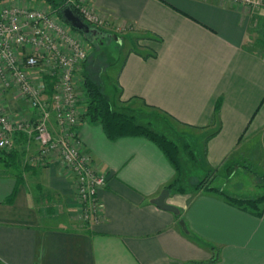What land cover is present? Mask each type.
<instances>
[{"label": "crops", "instance_id": "1", "mask_svg": "<svg viewBox=\"0 0 264 264\" xmlns=\"http://www.w3.org/2000/svg\"><path fill=\"white\" fill-rule=\"evenodd\" d=\"M92 4L109 20L108 29L127 28L115 106L165 112L195 148L193 162L211 173L209 182L219 180L218 187L238 196L250 192H241L248 174H264V7L254 21L249 7L232 0ZM17 97L14 90L2 92L9 116L35 119L36 110ZM85 108L81 102L82 114ZM51 128L58 132L54 115ZM78 130L83 150L106 176L98 192L100 221L81 218L74 175L61 159L32 164L40 149L35 133L17 132L8 161L0 160V264H264V204L255 215L218 192L192 190L198 180L189 192H170L167 203L179 215L161 209L152 200L176 171L154 143L112 141L83 116Z\"/></svg>", "mask_w": 264, "mask_h": 264}, {"label": "built area", "instance_id": "2", "mask_svg": "<svg viewBox=\"0 0 264 264\" xmlns=\"http://www.w3.org/2000/svg\"><path fill=\"white\" fill-rule=\"evenodd\" d=\"M258 11L264 0H232ZM26 0L0 4V149L10 150L12 135L35 133L40 144L32 164H47L60 158L75 178V192L81 218L99 222L101 203L99 189L106 176L97 171L91 155L82 148L78 127L82 96L77 75L89 52L82 40L63 23L49 6H33ZM88 23L106 29L109 20L95 10L92 0H68ZM115 30L126 27L115 25ZM14 90L36 110L35 119H12L4 104L2 92ZM55 116L58 132L51 128Z\"/></svg>", "mask_w": 264, "mask_h": 264}, {"label": "trees", "instance_id": "3", "mask_svg": "<svg viewBox=\"0 0 264 264\" xmlns=\"http://www.w3.org/2000/svg\"><path fill=\"white\" fill-rule=\"evenodd\" d=\"M6 0H0L2 4ZM54 10L58 18L68 25L73 31L82 33L85 38L93 45H97L99 40L107 39L112 37V32L106 31L103 28H99L91 23H88L81 12L73 5L68 3V0H39ZM66 6H70L73 11L91 28L101 31L105 37L99 36L95 39L91 34L83 33L82 31L70 26L64 19L62 9ZM252 19L257 20L256 13L253 12ZM151 38V36H149ZM157 39V38H156ZM104 42V40L102 41ZM135 50H137L135 48ZM151 53H146V56ZM90 56L84 61L82 69L83 81L82 87L85 91V112L82 114L83 117H87L93 123H98L108 139L115 141L123 137H141L148 139L154 143L167 157L169 162L173 165L176 171V177L173 181L166 184L164 189H168L173 193H186L191 190V187L184 181V160L186 157L195 160V150L191 146L189 140L181 136L176 132V128L172 125L169 126L168 120L174 122L177 126L179 125L176 120L171 118L165 112L159 110L150 105H146V112H140L133 109H122L115 106L110 95L106 93L103 85L92 77L91 73L87 68ZM87 68V69H86ZM220 103H217L215 110V120L219 113ZM165 120V122L163 120ZM143 119L144 121H141ZM170 122V121H169ZM168 123V124H167ZM219 131V128L215 130L210 136L214 135ZM11 154L9 150L0 149V160L7 162L8 159L6 154ZM187 154V155H186ZM10 166L16 167L11 162H8ZM211 173L207 174L200 182H198L192 190L200 191H215L224 196L227 201L237 206L243 207L254 213L255 215L262 214V205L264 204V174L260 176V189L262 190L256 197L250 196H238L234 195L224 188L213 185L212 181L209 182ZM21 184V180L17 181V187L13 193L9 196L7 202L12 203L14 201L18 185Z\"/></svg>", "mask_w": 264, "mask_h": 264}, {"label": "rangeland", "instance_id": "4", "mask_svg": "<svg viewBox=\"0 0 264 264\" xmlns=\"http://www.w3.org/2000/svg\"><path fill=\"white\" fill-rule=\"evenodd\" d=\"M9 1H12V0H6V2H9ZM26 1H27L26 3H31L33 6H37V7L45 6V3L39 0H26ZM258 11H254V12H258ZM113 29L114 28H109V29L107 28L106 31L112 32L114 35L110 38L99 40V43L97 45H93V43H90L82 33L74 31L79 37L82 38L89 52L90 59L87 64V68L89 72L91 73L92 77H94L95 80H97L99 83L103 85L106 93L109 94L111 98L113 97V94H114L118 70L121 67V64L124 60L126 51L129 48V45L127 46L125 42L127 40L126 38H128L126 37V31L115 30L116 28L114 30ZM103 40L104 42H102ZM121 40H123V42ZM125 45L127 46V48H125L126 47ZM83 73H84L83 69L79 70L78 75H77V81H78L77 85L79 89L78 91H80V94L82 96V104L83 103L85 104V101H84L85 91L82 87ZM17 95L19 98H21L18 93ZM161 120L163 119L161 118ZM141 121H144V120L141 119ZM163 121L165 122V120ZM168 125L170 126V124ZM193 149L195 150V148ZM262 149L264 151V145ZM255 155H257V153H255ZM262 160H264V157ZM196 161H198V159ZM253 161L255 162V160ZM255 168H260V167L256 166ZM262 170H263V167H261V171ZM261 171H258V172H261ZM241 174H244L245 176H247L245 172ZM184 175H185L184 181L189 186L192 181L195 182L199 180L200 182V180L206 176V174H204V172L201 170L200 166L198 165V162H193V160L188 157H186L184 160ZM191 175H193L194 178L191 177ZM251 175L249 176L248 174L247 182H245L246 184L249 185V187H247L246 189L242 188L244 190L241 192H244L249 188L250 192H247L244 195L250 196V197H256L257 195H259V193L262 192L261 189H258L255 186L256 183L260 185V177L258 176L256 178L255 177L252 178ZM238 180H239V176H236L233 179H231L230 186L232 187L236 185L238 183ZM219 182H220L219 180H217L216 182L212 181L213 185H217V186H219Z\"/></svg>", "mask_w": 264, "mask_h": 264}, {"label": "water", "instance_id": "5", "mask_svg": "<svg viewBox=\"0 0 264 264\" xmlns=\"http://www.w3.org/2000/svg\"><path fill=\"white\" fill-rule=\"evenodd\" d=\"M62 14L65 21L72 27L82 31L86 34H91L95 39L102 35L105 37L104 34L97 30L90 27V25L84 22L70 6H66L62 9ZM170 196V191L168 189L162 190V192L152 200V203L156 204L159 208L174 212L175 214H180V209L172 204L167 203V199ZM181 224H184L181 221Z\"/></svg>", "mask_w": 264, "mask_h": 264}, {"label": "flooded vegetation", "instance_id": "6", "mask_svg": "<svg viewBox=\"0 0 264 264\" xmlns=\"http://www.w3.org/2000/svg\"><path fill=\"white\" fill-rule=\"evenodd\" d=\"M98 38H99V37H98ZM98 38H97V39H98Z\"/></svg>", "mask_w": 264, "mask_h": 264}]
</instances>
